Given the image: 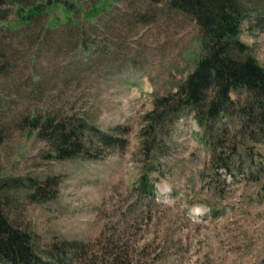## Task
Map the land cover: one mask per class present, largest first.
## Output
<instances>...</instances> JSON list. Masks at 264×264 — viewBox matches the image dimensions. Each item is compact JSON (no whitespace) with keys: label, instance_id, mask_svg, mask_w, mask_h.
<instances>
[{"label":"rangeland","instance_id":"1","mask_svg":"<svg viewBox=\"0 0 264 264\" xmlns=\"http://www.w3.org/2000/svg\"><path fill=\"white\" fill-rule=\"evenodd\" d=\"M54 1L23 0L43 14L22 27L0 1V210L43 255L76 243L66 264H264V127L254 113L240 118L246 91L203 126L158 102L201 53L195 19L170 0ZM241 3L240 40L264 68V0ZM44 119L84 125L87 153L55 159L51 128L38 135Z\"/></svg>","mask_w":264,"mask_h":264},{"label":"trees","instance_id":"2","mask_svg":"<svg viewBox=\"0 0 264 264\" xmlns=\"http://www.w3.org/2000/svg\"><path fill=\"white\" fill-rule=\"evenodd\" d=\"M0 1L15 5L20 27L43 14L33 3L23 6V0ZM54 4V0H46L47 6ZM61 6L64 12L73 14L74 9ZM169 6L191 15L200 28L202 38L201 53L195 60L193 70L174 94L158 101L163 108L162 112L169 111L166 108L179 114L194 112L199 123L207 125V121H215L229 113L234 106L232 94L244 90L248 97L243 105L237 107L240 118L247 111L252 115L254 113L264 127V68L250 55L249 47L240 40L241 26L247 15L241 0H170ZM102 9H92L91 14L97 15ZM169 100L177 107L168 105ZM32 126L37 130L39 121L33 119ZM49 126V120L44 119L38 135L47 134L45 130L51 128L48 136L55 159L70 160L87 153L77 131L80 127L85 129L84 125L80 124L79 128H76L79 125L66 127L61 123ZM204 128L207 131V127ZM98 140L105 147H118L122 143L118 137L108 135H98ZM213 160L219 167L228 169V160L219 156ZM30 187L33 190L30 197L40 199L43 187L34 183ZM140 190L147 192L145 194L152 192L153 187L149 185L147 176L140 178ZM78 251L77 244L72 243V249L52 245L44 255L39 253L30 235L14 227L0 210V264H66L72 262L73 255L76 256Z\"/></svg>","mask_w":264,"mask_h":264}]
</instances>
